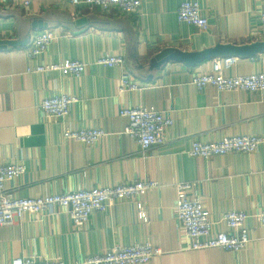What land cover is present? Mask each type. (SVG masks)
<instances>
[{
    "label": "crops",
    "instance_id": "1",
    "mask_svg": "<svg viewBox=\"0 0 264 264\" xmlns=\"http://www.w3.org/2000/svg\"><path fill=\"white\" fill-rule=\"evenodd\" d=\"M25 1L0 0V40L26 43L0 50V165L26 166L25 174L6 183L8 192L37 197L134 181L157 186L118 200L106 211H94L82 227L73 224L65 209L26 214L2 225L0 264L23 256L77 264L116 246L142 243L163 250L148 264H264V226L253 216L264 208V142L253 154H190L195 141L237 134L264 138V92L221 91L212 85L199 90L193 75L214 72L217 57L197 65L173 60L151 69V60L166 48L202 52L218 44L264 41L259 34L264 0H142L132 16L74 6L70 0ZM184 1L200 4L207 29L179 21ZM44 30H51L54 39L32 57V38ZM104 54L123 56L140 88L121 92L123 70L97 63ZM232 58L237 61L223 69L225 76L264 72V52ZM70 60L87 64L80 76L35 71L37 65ZM60 93L78 101L66 118H46L38 105ZM138 106L173 118L164 144L142 149L125 133L129 120L120 110ZM66 127L99 128L107 134L90 145L65 139ZM184 181L192 182V194L202 197L215 232H233L226 212H248L244 249L188 247L191 240L175 213L176 184ZM139 202L145 220L138 216Z\"/></svg>",
    "mask_w": 264,
    "mask_h": 264
},
{
    "label": "built area",
    "instance_id": "2",
    "mask_svg": "<svg viewBox=\"0 0 264 264\" xmlns=\"http://www.w3.org/2000/svg\"><path fill=\"white\" fill-rule=\"evenodd\" d=\"M31 0H26L29 5ZM74 6H94L101 11L116 10L129 16L135 15L142 0H70ZM180 22L194 24L205 30L209 27L208 19L202 16V8L198 2L184 1L178 8ZM259 34L264 37V10L261 13ZM54 39L51 30L36 33L31 41L29 54L37 57L42 54ZM236 58H218L214 63V72H199L193 75V83L199 90L212 85L221 91L245 90L264 92V72L244 76H225L223 69L235 64ZM97 63L106 66H118L123 70L119 90H137L139 82L131 78L132 71L123 56L104 54ZM86 63L80 60H70L52 64H41L35 67L37 72L62 71L72 76H80ZM78 101L75 95L60 93L45 97L38 105L46 118L64 119L69 116L72 105ZM120 114L128 118L129 123L125 133L136 140L142 149L153 145L164 144L166 132L174 124L172 117L163 112L143 106L121 108ZM99 128L72 129L66 127L63 136L67 140L94 144L106 136ZM264 142L262 136L256 134H237L216 141H195L190 150L193 156L211 158L216 155L245 152L255 153ZM26 172L23 163H6L0 165V226L21 220L26 214H54L57 209L69 212L72 222L77 227L86 224L94 211H106L114 202L132 199L144 194L148 189L157 186L152 181L125 182L102 188L79 189L63 193H54L37 197H17L8 192L6 183L21 177ZM175 213L182 232L191 240L190 249L219 247L227 251H240L249 242L248 229L244 227L248 212L231 210L225 213L224 219L233 232L214 231L210 212L202 201V197L192 194L194 184L189 181L179 182ZM138 216L147 219V214L141 202L137 204ZM253 216L264 226V208L259 209ZM163 250L151 243L116 246L104 254L87 257L77 264H148ZM11 264H63L56 260L38 259L33 257H18Z\"/></svg>",
    "mask_w": 264,
    "mask_h": 264
},
{
    "label": "water",
    "instance_id": "3",
    "mask_svg": "<svg viewBox=\"0 0 264 264\" xmlns=\"http://www.w3.org/2000/svg\"><path fill=\"white\" fill-rule=\"evenodd\" d=\"M84 20V19H83ZM80 22H83L82 20ZM25 42L15 40H0V50L25 46ZM264 52V41L248 44H218L215 48L202 52H182L174 48H166L151 60V69H159L165 63L173 60L185 61L190 65H197L211 58H228L233 56H254Z\"/></svg>",
    "mask_w": 264,
    "mask_h": 264
}]
</instances>
